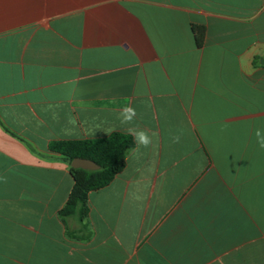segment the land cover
<instances>
[{
  "label": "crops",
  "instance_id": "obj_1",
  "mask_svg": "<svg viewBox=\"0 0 264 264\" xmlns=\"http://www.w3.org/2000/svg\"><path fill=\"white\" fill-rule=\"evenodd\" d=\"M262 58L264 0H0V264H264ZM129 126L152 144L63 219L49 144Z\"/></svg>",
  "mask_w": 264,
  "mask_h": 264
},
{
  "label": "trees",
  "instance_id": "obj_2",
  "mask_svg": "<svg viewBox=\"0 0 264 264\" xmlns=\"http://www.w3.org/2000/svg\"><path fill=\"white\" fill-rule=\"evenodd\" d=\"M194 30L197 44L201 46L204 41L205 27L194 26ZM134 146L133 137L122 132H114L103 138L51 142L50 151L63 157L74 180L69 198L59 212L60 216L63 219L76 216L83 222L89 212V193L108 186L124 170L127 155ZM78 157L93 160L100 168L93 171L73 168L71 162Z\"/></svg>",
  "mask_w": 264,
  "mask_h": 264
},
{
  "label": "clouds",
  "instance_id": "obj_3",
  "mask_svg": "<svg viewBox=\"0 0 264 264\" xmlns=\"http://www.w3.org/2000/svg\"><path fill=\"white\" fill-rule=\"evenodd\" d=\"M137 116L136 109L132 107L130 104H125L119 112L118 118L120 119L121 125H132L135 118ZM109 131H115V129H110ZM127 132L130 136L133 137L135 141V152H139L141 148L149 147L153 142V137L156 135L155 133L149 134L144 129H140L138 127H127ZM255 136L257 138V144L261 149H264V130L257 129L255 131ZM173 142L179 143L180 136L177 135L173 137ZM0 181L6 182L5 177H0Z\"/></svg>",
  "mask_w": 264,
  "mask_h": 264
},
{
  "label": "water",
  "instance_id": "obj_4",
  "mask_svg": "<svg viewBox=\"0 0 264 264\" xmlns=\"http://www.w3.org/2000/svg\"><path fill=\"white\" fill-rule=\"evenodd\" d=\"M260 63L264 65V58L260 60ZM73 168H81L85 170H98L100 166L93 160L86 158H74L71 162Z\"/></svg>",
  "mask_w": 264,
  "mask_h": 264
}]
</instances>
